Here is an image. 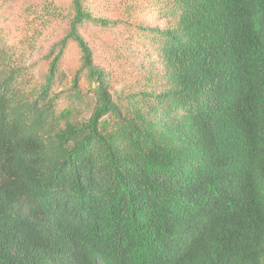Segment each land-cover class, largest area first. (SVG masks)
I'll return each instance as SVG.
<instances>
[{
  "label": "trees",
  "instance_id": "16d2710c",
  "mask_svg": "<svg viewBox=\"0 0 264 264\" xmlns=\"http://www.w3.org/2000/svg\"><path fill=\"white\" fill-rule=\"evenodd\" d=\"M4 3L0 264H264V0Z\"/></svg>",
  "mask_w": 264,
  "mask_h": 264
},
{
  "label": "rangeland",
  "instance_id": "374dc122",
  "mask_svg": "<svg viewBox=\"0 0 264 264\" xmlns=\"http://www.w3.org/2000/svg\"><path fill=\"white\" fill-rule=\"evenodd\" d=\"M4 2H5V0H0V9L6 6V4ZM0 12H1V10H0ZM74 104L78 108L82 109L86 116L89 115L90 110H91V99L89 98V96H87L86 98H84V97L76 98L74 100Z\"/></svg>",
  "mask_w": 264,
  "mask_h": 264
}]
</instances>
